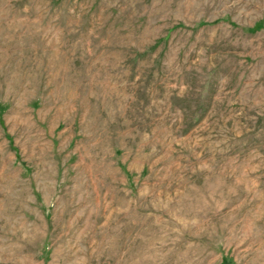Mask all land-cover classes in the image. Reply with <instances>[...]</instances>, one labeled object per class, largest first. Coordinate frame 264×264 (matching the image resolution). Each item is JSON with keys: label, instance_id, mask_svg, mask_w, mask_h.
Returning <instances> with one entry per match:
<instances>
[{"label": "rangeland", "instance_id": "374dc122", "mask_svg": "<svg viewBox=\"0 0 264 264\" xmlns=\"http://www.w3.org/2000/svg\"><path fill=\"white\" fill-rule=\"evenodd\" d=\"M0 264H264V0H0Z\"/></svg>", "mask_w": 264, "mask_h": 264}]
</instances>
